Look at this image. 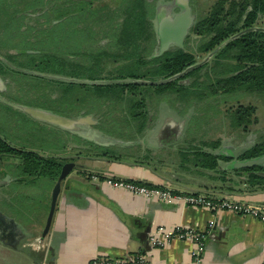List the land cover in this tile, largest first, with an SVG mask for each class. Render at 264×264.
I'll use <instances>...</instances> for the list:
<instances>
[{"label":"crops","instance_id":"obj_1","mask_svg":"<svg viewBox=\"0 0 264 264\" xmlns=\"http://www.w3.org/2000/svg\"><path fill=\"white\" fill-rule=\"evenodd\" d=\"M6 1L0 0V31L5 25L1 8ZM145 98L144 117L140 118L143 123L139 129L137 120L128 119L125 108L98 109L89 98L78 111L77 107L72 113L51 111L70 119L83 117L73 128L76 132L71 127L34 118L23 109L34 105L17 103L19 111L44 125L73 134L77 139L72 143L63 142L62 149L53 153L36 151L40 155L60 158V164L73 162L72 168L59 181L44 235L41 232L56 177L42 175L47 176L48 185L46 183L39 199L31 205L17 194L41 175L17 174L16 159L0 158V161L5 158L3 167L0 166V264H87L95 254L134 253L144 255L154 264H189L190 240L172 238L159 247L148 241L151 230L174 225L203 232L204 249L198 264H264V227L255 216L230 209L212 210L163 202L103 181L104 177L111 176L180 191L227 195L260 205L264 212V185H243L240 186L242 191L236 192L231 190L229 176L221 179V163L229 168L232 159L218 160L215 168L200 166V148L214 154L221 150V143L217 147L200 144L203 128L200 122L196 124L191 120L200 97L197 103L191 95L178 97L173 109L149 106L148 92ZM126 120L133 126H126ZM93 130L96 135L91 139L77 133L89 135Z\"/></svg>","mask_w":264,"mask_h":264},{"label":"trees","instance_id":"obj_2","mask_svg":"<svg viewBox=\"0 0 264 264\" xmlns=\"http://www.w3.org/2000/svg\"><path fill=\"white\" fill-rule=\"evenodd\" d=\"M91 1H62L59 15H52V5L42 1L47 6L40 15L45 16L52 29L43 40V48L41 39L30 38L17 26L4 25L0 31V44L4 47L0 49V76L12 70L7 62L48 74L74 76L75 81L60 80L61 91L70 92L73 87L85 91L87 98L84 96L85 101L83 97L80 101L86 102L89 98L98 109L107 110L116 103L123 104L128 119L137 120V129L142 127L140 118L144 117L142 110L146 106L145 92L139 88L146 84L137 83V79L173 76L165 83L150 86L158 92H174L179 98L199 92V97L218 91L264 93V26H256L258 16L264 14V0H214L204 15L194 18L187 34L200 36L196 50L209 53V56L189 70H185L186 67L197 62L192 50L177 45L161 52L158 48L152 50L153 45H158L152 29L155 0H120L101 22L90 20L89 14L94 12ZM73 11L76 19L71 22ZM51 18L57 21L50 22ZM249 27L252 28L247 29ZM103 38H108L109 44L117 43V50L110 51L101 45ZM146 41L148 47L144 44ZM106 59H119L120 62L106 69L102 65ZM254 110L253 104L236 103L226 111L228 127L246 133L248 124L256 121ZM200 144L217 147L220 138L201 139ZM262 153L264 136L261 134L237 159ZM5 155L17 158V174L25 176L54 178L61 162L53 155L44 156L34 150L15 147L0 136V158ZM199 155L200 166L206 168H215L218 160L232 159L228 153L214 154L202 148ZM230 168L236 173L245 172L248 185H264V174L259 172L264 170V164L247 167L231 164Z\"/></svg>","mask_w":264,"mask_h":264},{"label":"rangeland","instance_id":"obj_3","mask_svg":"<svg viewBox=\"0 0 264 264\" xmlns=\"http://www.w3.org/2000/svg\"><path fill=\"white\" fill-rule=\"evenodd\" d=\"M10 3L2 9V13H8L11 9H8L7 6L13 5V11L17 13L24 12V16H29V12L32 10L31 2L34 0H8ZM120 0H92L91 8L94 12L90 13V20L92 22L99 21L109 16L113 8L117 5ZM154 1V0H153ZM182 0H155L156 3V16L152 19V29L156 27L157 23L161 19V12L166 15H173L178 12L181 8ZM188 4L191 12L192 21L194 18L204 15L209 5L214 0H185ZM14 2V3H13ZM13 3V4H12ZM7 8V9H6ZM163 8L164 10H160ZM154 11V12H155ZM28 13V14H27ZM121 14H119V18ZM29 18H26L27 22ZM42 22V18H38ZM25 21V19H24ZM191 21V22H192ZM256 26H264V14L258 16L256 20ZM94 28H92L93 30ZM96 33V32H95ZM187 34V33H186ZM184 35L182 46L185 49L192 50L196 53L197 62L202 61L204 58H208V53L198 52L196 46L200 41V36L189 33ZM40 36H43V32H39ZM106 41H103L105 43ZM147 46V41L144 43ZM148 47V46H147ZM168 47H173V44H170ZM110 51H116L117 47L114 45H109ZM1 59V58H0ZM120 60H104V63L107 67L114 66L118 64ZM7 64L12 68V70H17L15 64L7 62ZM9 71L17 79L13 85H17L23 90H26L27 97L21 95V97L10 99L8 97H0V136L8 141L15 147L30 149L34 151H41L45 154L53 153L55 151L61 150L64 146V143H71L77 139L73 134H69L64 131H59L49 125H44L39 121H36L23 111H19L17 108V103H29L44 109L46 111H56L61 114L72 113V109L84 106L83 101L87 98L86 92L81 91L80 89L73 87L70 92H63L59 90L58 84L50 79L43 77H33V81L29 80L32 85L27 84V80H23L20 73ZM21 76V77H20ZM202 76V75H201ZM5 80L3 82H6ZM26 81V82H25ZM8 82V81H7ZM9 84H12L9 80ZM8 85V84H7ZM25 85V86H24ZM11 86V85H10ZM15 87V86H14ZM143 89L145 93L148 92L149 98H147L148 105H153L155 108H165L173 109L172 107L177 106V100L179 99L174 92H158L155 91V88L150 85H143L139 87ZM10 90V87H7V91ZM60 91V93H59ZM200 93V92H199ZM199 93L192 94V98L195 103L198 101ZM128 95V93H126ZM4 96V95H1ZM73 96H76L77 99H74ZM86 96V98H84ZM79 97V99H78ZM84 98L83 101H80V98ZM152 103V104H151ZM154 103V104H153ZM236 103L253 104L255 107L254 116L256 121L248 124V131L246 133L241 132L239 128L230 129L227 124L226 111L235 106ZM199 104V105H198ZM195 106L196 113L191 116L192 123H199L203 128V131L200 132V138L210 139V138H220L221 150L224 146H236L245 142H252L259 137V135L264 136V93L255 92V91H244V90H235L232 92H206L202 97H200V102ZM123 105V104H121ZM199 106V107H198ZM120 107L123 109V106H120L119 103H116L113 108ZM117 118L120 120V116ZM110 124H108L109 126ZM128 127H132L131 123L125 124ZM113 128V126H110ZM64 142V143H63ZM67 147V145H65ZM228 153V152H227ZM39 154V152H38ZM229 154V153H228ZM8 155H5L7 157ZM14 159L17 160L14 156ZM5 158L3 161H0V166L3 167ZM8 160V159H7ZM221 179L224 180L225 177H228L229 184H231V190L240 192L242 188L240 186L248 185L246 182V173L240 172L236 173L233 171V168H228L223 166L221 163ZM264 174V170H259ZM47 176H39L37 180L31 185L23 186V192L17 194L19 198H24L26 202H29L31 205H34L39 199L40 191L48 185ZM226 184V181H223ZM245 187V186H244ZM29 191V195L28 192Z\"/></svg>","mask_w":264,"mask_h":264},{"label":"built area","instance_id":"obj_4","mask_svg":"<svg viewBox=\"0 0 264 264\" xmlns=\"http://www.w3.org/2000/svg\"><path fill=\"white\" fill-rule=\"evenodd\" d=\"M103 181L113 187L124 189L132 194L146 198H155L163 202H174L183 205L202 206L208 209H230L243 214L255 216L264 227L263 207L252 203L239 201L230 196H216L213 194L195 192L190 190L180 191L158 185H146L119 177L106 176ZM150 245L159 247L172 238L188 239L192 243L190 249L191 261L189 264H198L200 254L204 249V234L200 229L174 225L168 228L158 227L148 233ZM33 244V243H32ZM38 247L39 244H34ZM87 264H154L140 253L109 256L95 254Z\"/></svg>","mask_w":264,"mask_h":264},{"label":"water","instance_id":"obj_5","mask_svg":"<svg viewBox=\"0 0 264 264\" xmlns=\"http://www.w3.org/2000/svg\"><path fill=\"white\" fill-rule=\"evenodd\" d=\"M180 4H181V9L171 16L169 15L163 16L164 14H162L161 12V15H160L161 19L156 25V33H157L158 42H159L158 52L165 50L168 43H174L177 46H182L184 35L188 31V28L192 21V17H191L190 8L188 4L186 3V1L182 0ZM159 9L162 11L164 10L163 8H159ZM250 28L252 27H249L247 29H250ZM207 56H209V53ZM204 60L205 58L202 61ZM200 62H196L194 64L187 66L185 70H189L197 66L198 64H200ZM171 77L161 78V79H137L136 82L139 84H146V85H158V84L167 82ZM23 109L29 115L33 116L34 118H37L45 122H49L51 124L60 125L63 127H71L72 129L76 126L77 123L83 121V117H77L76 119H70L68 117L58 115V114H55V113H52V112H49L43 109L34 108V107L26 106ZM73 131L76 132L75 129H73ZM77 133L80 136L89 137V139H91L92 136L96 135L94 130L91 131L89 135L80 133V132H77ZM251 145H252V142L250 141L242 143V144H238L236 146L227 145V146H224L223 149L220 150V152L222 153L228 152L232 156L233 166L247 167V166H252V165L264 164V153L256 157H251V158H246V159H241V160L237 159L238 155L241 154L245 149H247ZM72 166H73L72 161H64L60 164L59 171L56 176V180L54 181L51 187L48 212L45 218V223H44L41 235L45 234L49 226L52 211L54 208L56 195L59 190V181L62 178H64V176L69 172ZM6 176L7 175H5V177Z\"/></svg>","mask_w":264,"mask_h":264},{"label":"flooded vegetation","instance_id":"obj_6","mask_svg":"<svg viewBox=\"0 0 264 264\" xmlns=\"http://www.w3.org/2000/svg\"><path fill=\"white\" fill-rule=\"evenodd\" d=\"M42 1L45 2V3L47 2V5H50V4L52 5V7H53L52 15H54V14L55 15H59L61 2L65 1V0H34L30 4V5H32V4L33 5H32V10L29 12V16L28 17L24 16V12L25 11H23L22 13H17V12L12 10V9H14L13 5L7 6L8 9H11V11H9L8 13H5V14L3 13V16L5 18H4V20H2V24H5V26H17L18 30L24 31L23 33L27 34L30 38L34 37V39H38V38L41 39L40 46L43 48L44 47L43 40L47 39L46 35H48L52 31V29H50L48 27L49 25H48V22L46 21L45 16H41L40 15V13L43 12L44 6H47L46 4L43 5ZM70 1L74 2L76 0H70ZM5 3L6 4L4 6H2L1 9L5 8L6 5H8L10 2L7 0ZM155 9H157V8L155 7ZM1 13H2V11H1ZM70 15H71L70 16V19H71L70 21L74 22L75 19H76L75 18L76 17L75 12L73 11L72 13H70ZM155 16H156V11L154 13V18H155ZM39 17L42 18V22H40L38 20ZM26 18H29L28 19L29 22H27ZM24 19H25V21H24ZM52 21L56 22L57 20L56 19L52 20V18H51L50 22H52ZM0 29H1V25H0ZM101 29L105 30L106 32L108 31V29L107 30L104 29V28H101ZM154 29H155L154 30V32H155V42H157L158 45H156V44L153 45V47H152L153 51H155L157 48L159 49V42H158V36H157V33H156V27ZM90 30H92V29L90 28ZM40 31L43 32V36L39 35ZM108 40H109L108 38L101 39L100 40L101 45L106 46L107 49H110L109 45H114L115 47L117 46L116 45L117 43L116 44H109ZM103 41H106V42L103 43ZM170 44H173V46L175 45L174 43H168L166 49L169 48L168 46ZM2 48H4V47L2 46V44H0V49H2ZM106 60H109V59H106ZM117 60H119V59H117ZM102 65H104V67L106 69L107 68L109 69L111 67L117 66V64H115L114 66L107 67L105 65L104 61L102 62ZM9 71L11 72V70H8L6 75L0 76V95H4V96H6V97H8L10 99H15V98L21 97V95L24 96V97H27L26 95H27L28 92L26 90L21 89L17 85H13L14 82L17 79H15L14 75H12L11 73H8ZM12 71H14V70H12ZM14 72L20 73V75H22V77L21 76L20 77L23 80H27V82L26 81L25 82L27 84L29 83L30 85H32L33 83H31L29 80L33 81V77L34 78L43 77V78H46V79H50V80H52V81H54V82H56L58 84L59 90H60V83H61L60 80H63V81H75L77 79L74 76H60L58 74L54 75V74H50V73L48 74V73H44V72H39V71L34 70V69H30V68H27V67H19V68H17V71H14ZM7 75H8V78L6 79V82H3V80H5ZM9 80H10V82L12 84H9ZM103 80H106V79H103ZM7 87H10L9 91H7ZM59 93H60V91H59ZM20 103H23V102H20ZM23 104H29V103H23Z\"/></svg>","mask_w":264,"mask_h":264}]
</instances>
